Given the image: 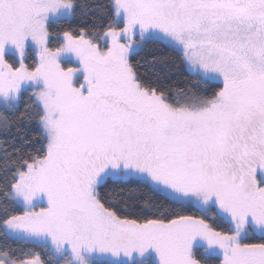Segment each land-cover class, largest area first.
<instances>
[{"label": "snow or ice", "instance_id": "1", "mask_svg": "<svg viewBox=\"0 0 264 264\" xmlns=\"http://www.w3.org/2000/svg\"><path fill=\"white\" fill-rule=\"evenodd\" d=\"M0 264H264V0H0Z\"/></svg>", "mask_w": 264, "mask_h": 264}]
</instances>
